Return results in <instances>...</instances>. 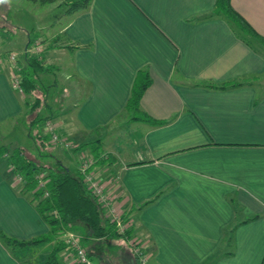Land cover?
<instances>
[{"label": "crops", "instance_id": "1", "mask_svg": "<svg viewBox=\"0 0 264 264\" xmlns=\"http://www.w3.org/2000/svg\"><path fill=\"white\" fill-rule=\"evenodd\" d=\"M231 3L264 36V0ZM214 6L215 0H91L70 14L64 6L37 36L50 67L40 78L62 69L73 95L53 112L57 128L78 144L99 139V149L112 155L94 169L108 181L110 214L129 215L145 262L264 264V47L249 45L224 17L206 15ZM27 42L21 60L0 52V135L21 123L29 136L25 93L13 84ZM141 68L151 83L140 105L164 120L158 125L123 111ZM233 79L244 83L203 84ZM126 120L129 134L119 137ZM7 171L0 165V231L21 239L45 233L30 192L18 190ZM79 227L82 243L93 238ZM113 247L137 264L127 241ZM37 259L31 260H44ZM0 264L24 263L0 240Z\"/></svg>", "mask_w": 264, "mask_h": 264}, {"label": "trees", "instance_id": "2", "mask_svg": "<svg viewBox=\"0 0 264 264\" xmlns=\"http://www.w3.org/2000/svg\"><path fill=\"white\" fill-rule=\"evenodd\" d=\"M39 2H53L54 0H35ZM91 0H65L60 4H65V12L68 14L81 10L89 5ZM208 16L219 15L224 17L232 26L235 33L246 41L249 45L256 48V44L264 47V36L259 34L253 27L239 14L233 7L231 0H215V6ZM38 35L28 32V42L24 49L25 63L15 70V75L19 79L17 86L23 93H34L38 81H41L39 72L49 70L45 65L42 50L35 52L32 50V44L38 40ZM41 43L42 41L39 40ZM151 83V77L147 68H141L137 71L131 93L124 106L123 111L132 120H144L150 124L158 125L164 122L161 119H155L144 111L140 105V98ZM244 82L239 79H233L220 84L207 81L205 86L213 88H224L238 86ZM41 103V96L36 95L31 103H28V111L24 113L32 117L28 124V134L37 143L40 159L32 156L26 147L19 144L0 143V165L7 169V176L15 178L17 174L22 176V181L17 184V189L25 193L30 192V199L34 203L41 218L48 224V230L45 233L38 234L28 239H21L11 236L4 231H0V240L17 255L22 256L23 249L31 244L50 243L51 250L41 262L24 259V264H65L59 259L60 251L64 249L76 251L67 240L65 233L67 231L75 232L79 225L90 230V234L97 238L127 237L132 236V224L128 214H123L121 219L126 223V229L120 231L116 222L107 214L104 205L99 203L96 195L88 188L79 168L70 169L62 160L55 155L56 147L51 139L49 132L46 131L45 122L48 119L54 120V113L48 115H39L37 109ZM39 124L43 128L37 129ZM73 141V140H72ZM74 142V141H73ZM99 139L86 141L84 143H75L73 149L88 150L89 156L93 157V165L110 163L112 155L99 149ZM70 147V148H72ZM83 150V149H82ZM47 158H53L48 162ZM48 162V163H46ZM6 172V171H5ZM43 183L42 185L40 183ZM47 192V193H46ZM77 233V232H75ZM78 234V233H77ZM80 236V235H79ZM230 237L227 238V241ZM81 242V237H80ZM82 244V242H81ZM89 257V251H87ZM77 257V255H76ZM137 263L142 262L139 256L134 253ZM76 264H85L79 262Z\"/></svg>", "mask_w": 264, "mask_h": 264}, {"label": "rangeland", "instance_id": "3", "mask_svg": "<svg viewBox=\"0 0 264 264\" xmlns=\"http://www.w3.org/2000/svg\"><path fill=\"white\" fill-rule=\"evenodd\" d=\"M62 1L63 0H61L60 3ZM64 6L66 5H58L51 2H39L34 0H2V2H0V52L8 50L10 54L9 58H11L12 53H14L17 57L16 60H21L23 58L21 50L23 45L22 42H24L25 38L27 40L28 32L31 36L34 34L40 35V32H44V30H42L45 28L44 26L49 24L52 19L61 14ZM50 49L51 48H48L49 55H51L50 53H53V50L50 52ZM10 50L13 51L10 52ZM8 51H5L4 54L8 53ZM59 53L61 56H59L58 60H61L62 63L66 57H64V52ZM56 55H59L58 52ZM47 60L49 62H54L53 60H50L48 56ZM63 72L64 71L62 69L56 72V74L46 72V75L42 76V80L38 81V86L35 92L26 94V99H24L22 105L23 112L28 111V103H31L36 95L41 96V103L37 109L39 115L41 116L45 113L49 114L51 112H55L56 110H61L62 107L66 106V104L72 102L73 95L69 88V81L65 80ZM47 74H50V76H47ZM27 114L29 115V113ZM27 117L31 119L32 114ZM35 128L41 129L43 128V125L39 124V127L37 126ZM129 129H131V122L126 120L120 129L119 137H125L126 134H129ZM12 139L17 141L19 145L26 147L27 151L32 156L41 160L37 143L34 141V138L26 134L21 123H19L18 126L11 132L0 135V143L10 144ZM70 147L58 146V148L54 150V153L58 157L62 158L63 162L70 169L76 170L79 166L81 157L85 153L90 154V152L88 150H82L81 148L73 149V147ZM52 159L53 158H47L46 160L51 162ZM95 169L100 170L98 164L95 165ZM79 230L81 231L82 229L80 228ZM79 230L75 232L81 234ZM86 231V233L90 232L89 229H86ZM68 232L69 231H67L65 235ZM123 238L124 237H110L99 239L97 237H93L86 239L82 245L86 252L89 251L90 263L85 264H130V258L126 259L125 255H120V252L123 251V249L120 248L117 250L113 247V243L117 240L122 244L123 242H126V239ZM50 245V243H41L37 246L38 249L36 250L34 247L30 250L25 248L26 250L23 249L22 257L24 259L31 260L34 256H36L38 257L37 260H43V258H45L51 250ZM125 247H128L127 243L125 244ZM59 259L61 262L66 264H68V262L72 259L74 260L70 262H73L74 264L78 263L74 250L70 249L60 251ZM137 264L155 263L144 261Z\"/></svg>", "mask_w": 264, "mask_h": 264}, {"label": "built area", "instance_id": "4", "mask_svg": "<svg viewBox=\"0 0 264 264\" xmlns=\"http://www.w3.org/2000/svg\"><path fill=\"white\" fill-rule=\"evenodd\" d=\"M25 50L27 49L25 48ZM32 50L36 53L42 50V44L39 42V40H35V42L32 44ZM11 58L12 60H16V55L12 53ZM13 84L16 87L19 85V79L16 75H14L13 77ZM45 127L46 131L50 134V139L52 143L55 146L72 147L74 145V142L72 140H70L67 136H65L58 130L57 123L55 120H46ZM93 160V157L89 156L88 154H84L79 161L78 168L81 174L83 175L88 188L91 189L92 192L96 195L99 203L105 206L107 214L110 215L111 218L116 222L120 231H124L126 229V223H124L121 219L122 215L117 213L110 214L111 199L107 192L108 181L95 172ZM14 180L17 183H20L22 181V176L20 174H17ZM40 184L42 185L43 183L41 182ZM66 237L76 251L77 260L83 263H90V258L88 257L85 248L80 242L79 234L73 231H69L66 234ZM127 242L131 246L133 252L139 256L142 262H144L147 259V253L143 249L139 240L132 235L130 237H127Z\"/></svg>", "mask_w": 264, "mask_h": 264}, {"label": "clouds", "instance_id": "5", "mask_svg": "<svg viewBox=\"0 0 264 264\" xmlns=\"http://www.w3.org/2000/svg\"><path fill=\"white\" fill-rule=\"evenodd\" d=\"M0 2H2V0H0Z\"/></svg>", "mask_w": 264, "mask_h": 264}]
</instances>
